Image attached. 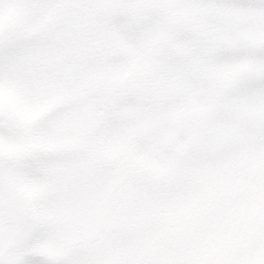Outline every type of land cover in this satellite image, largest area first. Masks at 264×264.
Segmentation results:
<instances>
[{
    "label": "snow or ice",
    "instance_id": "snow-or-ice-1",
    "mask_svg": "<svg viewBox=\"0 0 264 264\" xmlns=\"http://www.w3.org/2000/svg\"><path fill=\"white\" fill-rule=\"evenodd\" d=\"M0 264H264V0H0Z\"/></svg>",
    "mask_w": 264,
    "mask_h": 264
}]
</instances>
